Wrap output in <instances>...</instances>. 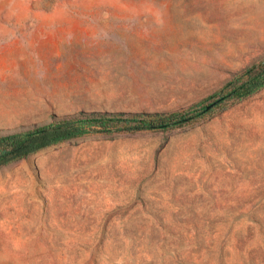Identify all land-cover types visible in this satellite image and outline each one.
Here are the masks:
<instances>
[{
	"label": "rangeland",
	"instance_id": "rangeland-1",
	"mask_svg": "<svg viewBox=\"0 0 264 264\" xmlns=\"http://www.w3.org/2000/svg\"><path fill=\"white\" fill-rule=\"evenodd\" d=\"M262 59L264 0H0V133L183 110ZM0 264H264V88L1 167Z\"/></svg>",
	"mask_w": 264,
	"mask_h": 264
},
{
	"label": "trees",
	"instance_id": "trees-1",
	"mask_svg": "<svg viewBox=\"0 0 264 264\" xmlns=\"http://www.w3.org/2000/svg\"><path fill=\"white\" fill-rule=\"evenodd\" d=\"M264 88V59L235 73L213 94L173 111L81 110L50 122L0 133V168L51 145L93 133L167 131L211 118Z\"/></svg>",
	"mask_w": 264,
	"mask_h": 264
}]
</instances>
